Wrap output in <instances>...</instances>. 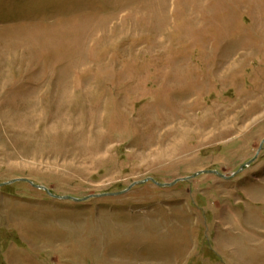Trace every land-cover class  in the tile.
Wrapping results in <instances>:
<instances>
[{
	"label": "rangeland",
	"instance_id": "rangeland-1",
	"mask_svg": "<svg viewBox=\"0 0 264 264\" xmlns=\"http://www.w3.org/2000/svg\"><path fill=\"white\" fill-rule=\"evenodd\" d=\"M263 139L264 0H0V183L231 175ZM51 193L0 186V264H264V143Z\"/></svg>",
	"mask_w": 264,
	"mask_h": 264
},
{
	"label": "water",
	"instance_id": "water-1",
	"mask_svg": "<svg viewBox=\"0 0 264 264\" xmlns=\"http://www.w3.org/2000/svg\"><path fill=\"white\" fill-rule=\"evenodd\" d=\"M263 143H264V139L262 140V143H261V145H260V147H259L258 152L256 153V155L253 158H251L249 161H247L246 163L242 164L241 167L237 171H235L234 173H232L231 175H226V174L221 173V172H219L217 170H214V169H202V170L197 171L196 173H193L192 175H189V176H186V177H183V178H179V179H177L176 181H174L172 183H161V182H158L153 177H147V178L142 179V180H139V181H134L127 188H125V189H123L121 191L104 192V193H100V194H91V195H88V196H86L84 198H78V197H74L72 195H61V196L55 195V194L51 193L50 189L47 186L38 184L35 181H33V180L29 179V178H25V177H22V178L21 177L20 178H14V179H11V180H9L7 182H2V183H0V186L6 185V184H10V183H13L15 181H26V182H29L30 184H32L33 186H35L37 188L45 189V190L49 191L56 198L73 199V200H76V201H82V200H86V199H88L90 197H93V196L120 195V194H123V193L129 191L135 185L143 184V183H145V182H147L149 180L152 181V182H154V183H157L160 186H170V185H173L174 183H176L179 180H187V179L193 178V177H195V176H197L199 174H202V173H216V174H219L220 176H222L223 178L229 179V178H232L233 176H235L236 174L240 173L242 170L245 169V167L249 166L250 164H252L256 160V158H257L260 150L263 148Z\"/></svg>",
	"mask_w": 264,
	"mask_h": 264
}]
</instances>
